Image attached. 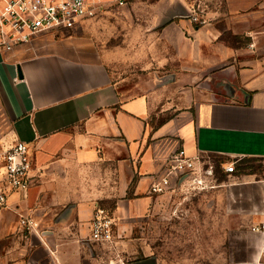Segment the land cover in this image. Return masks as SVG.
Masks as SVG:
<instances>
[{"label": "crops", "instance_id": "crops-1", "mask_svg": "<svg viewBox=\"0 0 264 264\" xmlns=\"http://www.w3.org/2000/svg\"><path fill=\"white\" fill-rule=\"evenodd\" d=\"M240 2L259 24L264 0ZM82 22L0 52V150L20 139L34 158L29 190L0 209V264H120L112 253L147 252L133 229L161 210L168 195L151 186L173 152L264 159V63L234 69L232 98L191 100L154 128V99L120 92ZM242 175L231 190L251 184ZM96 205L113 207L112 247L89 239ZM22 216L38 224L31 234ZM155 255L136 264H162Z\"/></svg>", "mask_w": 264, "mask_h": 264}, {"label": "rangeland", "instance_id": "rangeland-1", "mask_svg": "<svg viewBox=\"0 0 264 264\" xmlns=\"http://www.w3.org/2000/svg\"><path fill=\"white\" fill-rule=\"evenodd\" d=\"M89 2L93 13L83 19V32L96 43L120 92L154 99V128L191 100L232 98V88L224 85L236 81L234 69L264 63V42L256 38L264 34V15L259 24L252 18L250 28L238 12L240 0ZM202 161L213 166L216 187L164 193L156 216L133 229L149 245L147 252L121 258L112 253L115 260L146 263L155 253L162 264H264V159L203 155ZM233 163L235 171L227 172ZM240 174L251 184L231 190Z\"/></svg>", "mask_w": 264, "mask_h": 264}, {"label": "built area", "instance_id": "built-area-1", "mask_svg": "<svg viewBox=\"0 0 264 264\" xmlns=\"http://www.w3.org/2000/svg\"><path fill=\"white\" fill-rule=\"evenodd\" d=\"M126 5L130 0H115ZM93 13L89 0H0V52L28 43L38 34L69 30ZM203 155H189L184 148L173 152L165 161L160 177L151 191L164 194L170 189L188 187L204 191L216 187L213 166L202 161ZM34 158L29 142L17 139L0 150V209L6 208L10 197L25 193L33 182ZM234 172V163L225 167ZM213 175V176H212ZM175 182V184H174ZM114 217L102 205H96L89 223V239L111 247L114 244ZM21 224L30 232L37 227L31 217H21ZM260 231V227H254Z\"/></svg>", "mask_w": 264, "mask_h": 264}, {"label": "water", "instance_id": "water-1", "mask_svg": "<svg viewBox=\"0 0 264 264\" xmlns=\"http://www.w3.org/2000/svg\"><path fill=\"white\" fill-rule=\"evenodd\" d=\"M19 75L21 76V71H19ZM235 77H236V75H235ZM237 80V79H236ZM230 82H232V81H230ZM235 84H234V86L236 87V88H238V85L236 84L237 83V81H233ZM231 85V84H230Z\"/></svg>", "mask_w": 264, "mask_h": 264}]
</instances>
